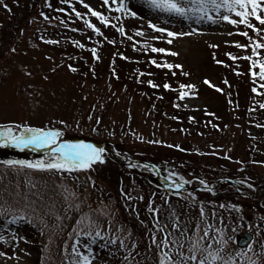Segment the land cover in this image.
I'll list each match as a JSON object with an SVG mask.
<instances>
[{
    "label": "rangeland",
    "instance_id": "obj_1",
    "mask_svg": "<svg viewBox=\"0 0 264 264\" xmlns=\"http://www.w3.org/2000/svg\"><path fill=\"white\" fill-rule=\"evenodd\" d=\"M225 14L239 19L209 9L215 22L197 23L145 0H0V264H82L83 256L91 264H160L163 252L173 264H198L204 248L235 264H264V193L250 199L235 192L238 184L204 183L245 170L264 181V48L255 47L264 44V25L250 18L258 33L221 20ZM165 64L181 67L175 76ZM196 81L213 90L177 97ZM27 128L61 135L46 151L16 146ZM89 140L112 142L126 158L122 184L108 174L106 146L102 162L85 169L6 163H47L61 142ZM145 161L168 178L160 182ZM196 183L209 187L194 190ZM125 186L128 199L119 192ZM243 230L255 238L241 248L235 236ZM192 255L196 261L183 259Z\"/></svg>",
    "mask_w": 264,
    "mask_h": 264
},
{
    "label": "snow or ice",
    "instance_id": "obj_2",
    "mask_svg": "<svg viewBox=\"0 0 264 264\" xmlns=\"http://www.w3.org/2000/svg\"><path fill=\"white\" fill-rule=\"evenodd\" d=\"M67 3V0H64ZM83 3V0H80ZM115 2V0H114ZM147 5L153 9L157 10L160 13H166L170 16H176L183 18L185 20H191L195 17L196 22L199 23L202 20H209L215 22L211 15H208L209 9L216 11L217 13L220 11L221 8L226 9L228 13H234L236 17L239 19H233L230 15H222L220 19L223 21L228 22L232 25L243 24L246 25L248 28L253 29L256 32H260L261 29L255 28V25L251 23L250 18H254L259 24L264 25V0H145ZM104 5L109 4V0H103ZM85 7L88 8V5L85 4ZM121 9H117L120 11ZM76 15L79 17L81 13L76 12ZM91 15L93 17L99 18L105 25L109 24V20L107 17L102 15L100 12L91 10ZM132 15H135L133 13ZM119 19V17H117ZM87 26L89 28L94 29L96 32H99L100 29L96 28L94 24L91 22H87ZM156 32H164L166 29L160 28L155 24H149ZM121 33L124 32L123 28H119ZM138 35H143L142 32L137 33ZM190 33H181L180 35H188ZM243 36H248V32L240 33ZM169 37H175L178 34L174 32H167ZM49 43H56V41H49ZM78 43V42H77ZM168 43L171 44L172 40H168ZM237 47H245L244 45L237 44ZM256 48H264V44L257 43L255 45ZM95 51V50H93ZM152 51L154 52H164V49H156L153 48ZM171 55H177L178 53H170ZM233 59H236L233 57ZM247 59H251V57H247ZM155 63V61H153ZM161 65H157L160 67ZM163 67L172 68L173 65L165 64ZM176 67H181L176 65ZM255 63L253 64V68H255ZM260 68V77L264 79V63L259 65ZM74 70V69H73ZM187 75V73H185ZM253 76H256L257 73L255 71L252 72ZM208 83V81H205ZM165 88H168L169 85H165ZM182 88H192L193 85H181ZM264 87V85H262ZM255 91V89H253ZM187 95L185 92H181L180 96L181 99ZM264 107V105H262ZM27 133H30V136L25 137L23 134L18 137L14 138L16 146L24 145L25 147L31 145L36 148H44L49 147L50 145H54L57 142L58 137L61 135L59 132L56 131H45L43 129H33L27 128L25 130ZM8 132H11V129H8ZM5 134L0 132V139H4ZM103 149L96 148L90 144H60L58 147L51 148V160L47 163L44 161H38L36 163L25 162V161H8L9 165L12 164H19L21 167L33 168V169H57V170H66V171H73L77 169H85L91 167L94 161H101V154L103 153ZM102 162V161H101ZM174 187L179 189L183 187L181 183H175ZM91 235V233H88ZM99 236V232L96 233ZM207 237V231H205V236L200 237V240L194 241L191 245L192 250H198L200 242ZM155 243V241H153ZM165 247L168 246L167 238L162 242ZM183 245H181L182 247ZM159 247V245H158ZM211 247V244L208 246ZM178 254L183 256L182 253ZM203 252H206L207 255L203 256L199 259L198 264H215L217 260L222 261V264H235L234 259H224L219 255V252H211L208 251V248L202 249ZM73 252H76V248L73 247ZM2 255V254H0ZM185 261L192 260L196 261V255H192L191 257H183ZM82 264H91L88 256H83ZM160 264H173L172 258L168 252H163L162 257L160 260ZM178 264V262H177ZM250 264H256V261H251Z\"/></svg>",
    "mask_w": 264,
    "mask_h": 264
},
{
    "label": "trees",
    "instance_id": "obj_3",
    "mask_svg": "<svg viewBox=\"0 0 264 264\" xmlns=\"http://www.w3.org/2000/svg\"><path fill=\"white\" fill-rule=\"evenodd\" d=\"M262 58V55L259 53L258 55V61ZM207 72L209 71V69L207 68L206 69ZM251 81V80H250ZM253 81V80H252ZM204 91V87L203 86H200V85H196L192 88H181V92H185V91H189V90H193V91H196V90H201ZM106 167H107V171H108V174L112 177H115L116 175V178L114 179V182L116 184H122V181H123V177L125 175L128 176V171L127 168L123 165V162L120 161V160H115L112 162V163H105ZM252 168H249V170H251ZM241 172H244L242 174V177L239 179L238 177L239 176H235L233 179L236 180V184H238V187L236 188V193H240L242 194L241 191H245V192H250V195L248 196L250 199H252L254 196V194H256V192L254 191V189L256 188H259V187H262V189L260 190V193L259 195H261L262 193H264V181H261V180H255V179H248L249 177H252L250 172L248 171H241ZM127 173V174H126ZM264 180V179H263ZM149 182H151L152 184H154L155 182L150 180L148 181V184ZM247 184H253V186H249ZM223 185H226V184H223ZM255 189V190H256ZM123 191L124 192V196L127 198V190H126V186L123 187L122 189H119V192ZM257 198H261V197H257ZM128 199V198H127ZM149 210V209H148Z\"/></svg>",
    "mask_w": 264,
    "mask_h": 264
},
{
    "label": "water",
    "instance_id": "obj_4",
    "mask_svg": "<svg viewBox=\"0 0 264 264\" xmlns=\"http://www.w3.org/2000/svg\"><path fill=\"white\" fill-rule=\"evenodd\" d=\"M254 239V234L250 231H243L237 234L236 240L240 247L247 246Z\"/></svg>",
    "mask_w": 264,
    "mask_h": 264
},
{
    "label": "bare ground",
    "instance_id": "obj_5",
    "mask_svg": "<svg viewBox=\"0 0 264 264\" xmlns=\"http://www.w3.org/2000/svg\"><path fill=\"white\" fill-rule=\"evenodd\" d=\"M205 28H209V27H205ZM204 36H208V35H206L207 34V32L205 33V31H200Z\"/></svg>",
    "mask_w": 264,
    "mask_h": 264
}]
</instances>
